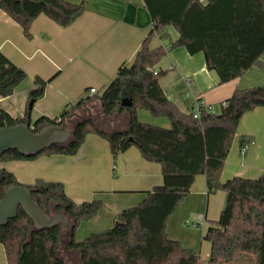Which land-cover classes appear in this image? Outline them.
<instances>
[{"label": "trees", "instance_id": "16d2710c", "mask_svg": "<svg viewBox=\"0 0 264 264\" xmlns=\"http://www.w3.org/2000/svg\"><path fill=\"white\" fill-rule=\"evenodd\" d=\"M143 3L152 29L132 63L122 65L101 94L68 104L54 119L38 118L31 130L67 123L74 110L92 101L100 104L106 118L126 112V127L109 131L98 128L92 120H80L74 124L71 140L65 146H53L31 158L8 151L0 157V163L50 155L74 156L86 136L97 135L108 143L112 157L135 147L145 161L158 164L162 185L146 192L138 206L119 213L110 229L77 242L76 229L97 215L101 202L75 203L66 195L62 183L36 180L26 186L32 198L45 212L62 213L69 225L68 233L57 226L34 230L30 219L19 209L14 219L0 225L6 264H67V257L72 254L78 255L80 264H264V172L256 179L234 177L220 182L240 119L256 108H264V86L236 89L221 105L219 113L202 108L195 119L191 113L180 112L160 88L164 72L154 67L166 52L162 47L149 46L155 36L164 38L166 28L173 27L178 39L168 42L169 49L182 47L189 55L203 54L219 85L241 78L253 67L264 70L261 60L264 0H143ZM0 10L29 38L31 25L38 16L44 15L58 26L67 27L85 9L83 3L64 0H0ZM25 78L26 74L0 53V97L11 96ZM35 84L27 95L25 116L13 119L0 109V128L29 121L31 108L43 98L47 82L36 78ZM124 98L131 102L130 107H122ZM138 110L165 119L168 127L140 122ZM250 142L242 140V148ZM199 175L205 177L208 195L222 191L226 196L218 221L203 237L210 243L206 262L166 234L168 219L188 197ZM0 176V198L8 186L21 185L4 169H0Z\"/></svg>", "mask_w": 264, "mask_h": 264}, {"label": "crops", "instance_id": "0c3cea01", "mask_svg": "<svg viewBox=\"0 0 264 264\" xmlns=\"http://www.w3.org/2000/svg\"><path fill=\"white\" fill-rule=\"evenodd\" d=\"M64 1L83 3L85 10L67 27H60L40 15L31 25L29 38L0 10V53L26 74L11 96L0 97V109L13 119L23 118L28 92L36 87L35 79L47 82L43 98L31 108V126L40 117L56 118L65 106L89 96L90 89L101 94L116 77L118 69L132 63L152 29L143 0ZM163 34L166 37L155 36L149 43L151 49L162 47L166 52L154 69L164 72L159 86L180 112L191 113L193 104L199 100L219 113L221 105L236 89L264 86V70L258 67L251 68L241 78L219 85L214 71L207 68L203 54L189 55L182 47L170 50L168 42L176 41L178 33L168 27ZM261 60L264 63V56ZM126 115L120 116L124 123L117 131L126 127ZM137 117L147 124L168 127L165 119L161 120L166 123L150 120L142 110L137 111ZM115 122H119L118 116ZM242 140L251 142L242 148ZM0 169L13 174L24 186H30L38 179L62 183L66 195L75 203L99 200L102 207L97 215L80 223L76 229L77 242L110 229L119 213L138 206L146 192L162 185L158 164L145 161L135 147L112 157L108 143L97 135L86 136L74 156L50 155L28 161H10L0 163ZM263 172L264 108H256L239 121L220 182L234 177L256 179ZM225 200L222 191L208 195L205 177L197 176L188 198L168 222V238L192 251L198 248L202 262H206L210 250H203L199 239L213 227L212 223L218 221ZM6 261L0 244V264H6ZM70 263L67 260V264Z\"/></svg>", "mask_w": 264, "mask_h": 264}, {"label": "water", "instance_id": "95a60500", "mask_svg": "<svg viewBox=\"0 0 264 264\" xmlns=\"http://www.w3.org/2000/svg\"><path fill=\"white\" fill-rule=\"evenodd\" d=\"M122 107L128 108L131 102L124 98ZM73 130L65 122L61 125H43L37 131L31 130L29 121L10 127L0 128V157L8 151H17L20 155L31 158L53 146H65L72 137ZM2 177L0 176V186ZM30 219L34 230H47L58 227L60 231L67 226L62 213L50 215L42 210L31 196L29 188L23 185H10L0 198V225L16 217L18 210Z\"/></svg>", "mask_w": 264, "mask_h": 264}, {"label": "rangeland", "instance_id": "374dc122", "mask_svg": "<svg viewBox=\"0 0 264 264\" xmlns=\"http://www.w3.org/2000/svg\"><path fill=\"white\" fill-rule=\"evenodd\" d=\"M144 114H146V116H149V118H150V120H153V121H158V122H160V120L161 119H158V118H154V117H152L148 112H146V111H142ZM127 113L126 112H123V113H121V114H115V115H113L111 118H106V117H104V115H103V113H102V111H101V109H100V104L97 102V101H92V102H88V103H85V104H83L80 108H78V109H76V110H74V112L72 113V116L70 117V121L69 122H67L66 123V125L70 128V129H72L73 128V126H74V124L77 122V121H80V120H87V119H89V120H92L96 125H97V127L98 128H101V129H104V130H109V131H114V130H118V129H120L121 127H123L122 126V124L124 123V121L122 122L121 121V118H120V116H127L126 115ZM117 116H118V118H119V122H115L114 123V120H115V118H117ZM161 121H163V122H165V120H161ZM140 122H142V121H140ZM111 123V124H110ZM142 123H146L147 124V122H142ZM166 123V122H165ZM152 125V124H151ZM167 126H168V124H167ZM189 196V195H188ZM188 198V197H187ZM186 198V199H187ZM185 199V200H186ZM184 200V201H185ZM183 201V202H184ZM143 202V201H142ZM141 202V203H142ZM183 202H181L180 204H182ZM140 203V204H141ZM179 204V205H180ZM139 205V204H138ZM178 205V206H179ZM137 206V205H136ZM135 206V207H136ZM178 206H177V208H178ZM177 208H176V210H177ZM176 210H175V212H176ZM174 212V213H175ZM174 213H173V215H174ZM50 215H52V214H50ZM172 215V216H173ZM171 216V217H172ZM170 217V218H171ZM219 217V216H218ZM170 218L168 219V222H169V220H170ZM209 219V218H208ZM210 220V219H209ZM211 221V220H210ZM217 221V220H216ZM168 222H167V224H166V227H167V225H168ZM215 224V223H214ZM214 224L212 223L211 224V226L213 225L214 226ZM189 226V225H188ZM68 227H69V225H68V223H67V226L64 228V229H62V232L63 233H68ZM167 229V228H166ZM197 241H198V239H197ZM199 242H200V244H202V246H203V250L205 249V250H207V251H209L210 250V243L208 242V241H205V240H203V238L201 237V239H199ZM182 244V243H181ZM183 245V244H182ZM184 246V245H183ZM185 248H186V246H184ZM187 249H189V248H187ZM191 250V249H190ZM194 252H196V253H198L199 252V249L197 248V250H194ZM199 254V257H200V253H198ZM73 256L72 257H70L69 256V258H67L68 259V261L69 262H71L70 264H78L79 262V257H78V255H76L75 254V256H77V257H74V254H72ZM200 260H201V258H200ZM202 261V260H201Z\"/></svg>", "mask_w": 264, "mask_h": 264}, {"label": "built area", "instance_id": "2783aa9c", "mask_svg": "<svg viewBox=\"0 0 264 264\" xmlns=\"http://www.w3.org/2000/svg\"><path fill=\"white\" fill-rule=\"evenodd\" d=\"M97 94V91L95 89H90L88 91V95L91 97V96H94ZM223 105V104H222ZM206 109L207 111L209 112H213V107L211 106H208V105H205L202 101H195V103L193 104V107H192V110H191V114L193 116V118L195 119H198L199 118V115H200V111L201 109ZM59 122V120L57 121ZM245 148V147H244ZM245 150V149H243Z\"/></svg>", "mask_w": 264, "mask_h": 264}]
</instances>
